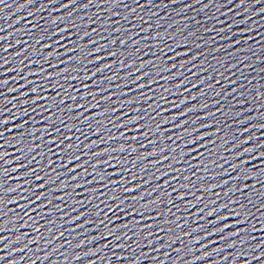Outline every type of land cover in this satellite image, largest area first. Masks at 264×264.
<instances>
[{"label":"snow or ice","instance_id":"snow-or-ice-1","mask_svg":"<svg viewBox=\"0 0 264 264\" xmlns=\"http://www.w3.org/2000/svg\"><path fill=\"white\" fill-rule=\"evenodd\" d=\"M98 51V50H97ZM32 91L33 92H35L36 91V89L35 88H33L32 89ZM37 99H39V97H37ZM0 135H2V133H0ZM72 146L71 145H69V148H71ZM262 155H264V153H262ZM76 157H73V159H75ZM101 179H103V177H101ZM38 187H42V185H38ZM40 198V195L38 194L37 195V199H39ZM110 234V233H109Z\"/></svg>","mask_w":264,"mask_h":264}]
</instances>
